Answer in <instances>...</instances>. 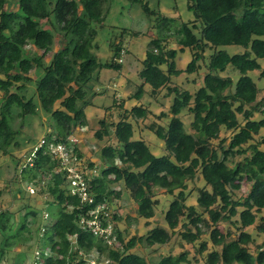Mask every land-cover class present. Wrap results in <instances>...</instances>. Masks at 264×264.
<instances>
[{"label": "trees", "instance_id": "16d2710c", "mask_svg": "<svg viewBox=\"0 0 264 264\" xmlns=\"http://www.w3.org/2000/svg\"><path fill=\"white\" fill-rule=\"evenodd\" d=\"M110 1L0 0V151L7 154L13 137L21 132L25 115H35L37 108L50 114L53 126L42 137L45 141L34 148L22 166L20 181L23 183L20 184L21 188L29 183L33 187L41 186L36 194L45 195V205L56 206L54 211H45L46 219L42 218L44 210L39 217L34 208L12 223L9 211L0 210V258L3 251L31 238L27 225V216L31 215L41 221L34 228L37 239L27 249L39 251L38 259L32 254L30 264L35 261L84 264L85 260L78 255L80 250L88 256L103 257L108 264H149L144 256L132 250L163 245L173 236L190 244L199 242L195 253L202 255L206 251L205 264H264V242L256 245L257 251L253 254L249 245L254 238L245 229L254 225L257 232L264 234V216L260 215L256 221L264 210V149L261 148L264 135H260L264 128V92L247 75L248 71L260 67L256 59L264 57V0H187V8L194 16L187 22L162 15L145 0H129L139 3L148 16L155 15V25L161 30L146 50L139 71L142 83L133 96L141 97L144 84L151 86L150 95H156L161 89L164 96L173 95L168 110L157 115V118H167V124L151 121L147 125L163 141L165 153L156 156L143 140L132 139L133 128L128 117L144 119L150 112L147 107L136 104L129 110L124 109L116 123L98 122L95 138L114 139L116 145L106 143L100 147V155L107 164L96 174L97 160L82 149L81 139L75 136L76 142L71 143L66 139L86 125L84 108L91 104L86 97L93 73L104 67L120 69L124 54L121 38L125 29L120 30L119 39L114 37L109 41L112 51L109 61L101 63L92 51L97 27L103 24ZM6 5H12V9L7 10ZM170 37L176 38L180 49L192 50V59L184 69L188 73L201 68L199 60L206 46L236 44L250 49L253 57L248 50L237 54L213 52L206 64L202 85L191 93L171 81L181 70L175 68L176 49L168 47ZM229 65L240 73L234 84L229 76L217 74ZM32 73L38 76L32 78ZM260 77H264V69ZM32 81L35 89L27 96L26 82ZM114 104L123 107V100L114 98ZM14 106L22 118L16 130L11 126ZM182 111L192 117L187 128L180 117ZM221 129L232 134L227 143L221 138L214 145L212 140L219 137ZM50 142H66L71 145L68 147L71 155L82 161L88 194L93 198L91 206L107 204L120 246L105 245L79 228V197L67 192L66 171L58 169V159L48 150ZM17 145L15 142L14 146ZM235 155L242 159L229 166L227 159ZM197 174L204 185L197 188L195 203L186 204L187 182ZM119 181H123L136 202L139 218L150 219L155 215V188L173 195L164 213L168 230L155 226L125 241L116 227L120 215L109 200L120 197V189L113 185ZM242 181L249 184V191L245 197L234 199L233 191ZM221 222L234 225L237 236L231 238L229 229L219 228ZM40 225L45 227L42 235H39ZM204 227L209 230L213 245L210 250L205 241L199 240ZM70 238H74V243ZM188 253L187 250L168 252L155 264H191ZM17 257L22 262L24 255L17 253ZM194 261H197L195 257Z\"/></svg>", "mask_w": 264, "mask_h": 264}, {"label": "rangeland", "instance_id": "374dc122", "mask_svg": "<svg viewBox=\"0 0 264 264\" xmlns=\"http://www.w3.org/2000/svg\"><path fill=\"white\" fill-rule=\"evenodd\" d=\"M151 9L160 12L162 15L167 17H179L181 21L187 22L193 20L194 16L191 11L187 8V0H145ZM4 8L7 10L12 9V5H6ZM155 15L148 16L145 14L139 3L130 2L129 0H111L109 5L108 13L103 21V24L97 27V37L94 41V48L92 49L98 61L105 63L110 60L112 51L109 49V41L114 37L119 36L121 29H125L126 33L122 39V48L124 54L120 64V69L112 67H104L98 72L93 73L91 81L88 83V96L91 104L85 106L84 112L86 115V125L83 128L74 131V136L80 138L83 142L82 149L87 153L93 155V159L97 160L98 168L97 173H100L103 166H106L100 155V147L106 143L116 145L114 139L107 140L103 138L98 140L94 136L95 130L99 127L98 122L105 120L106 122L116 123L120 119V114L124 109L129 110L136 104H141L147 107L150 112L144 119H132L128 117L127 121L132 124L133 128V140H143L149 150L156 156H161L165 152L163 150L164 143L159 139L147 125L151 121H155L158 124L166 125L167 118H157L162 111H167L173 95L164 96V90L161 89L156 95H150L151 86L144 84L142 93L139 99L135 98L133 94L137 91L139 85L142 83V79L139 76V71L142 69V60L145 57L146 50L149 47V43L153 38H156L161 34L159 27L155 25ZM47 25H45L46 27ZM173 30V28H171ZM116 39H119L116 38ZM169 48L176 49V56L174 58L175 68L181 70L178 75L171 77V81L174 85H178L183 89H187L191 93L198 89L202 85V78L205 74L206 64L208 63L209 56L217 51L223 50L228 54L243 53L246 50L250 52V57H253L250 49H246L240 45L230 44L218 47L206 46L203 51V58L199 60L201 68L197 72L188 73L184 71L187 63L192 59V50L189 48L180 49V46L176 43L175 37H170L167 41ZM56 47V46H55ZM49 55L45 57L48 60ZM257 62L260 67L247 72V75L252 79L257 88L264 92V77H260V72L264 69V57L257 58ZM163 69L165 65L161 66ZM220 76H229L233 84L237 81L240 73L237 69L232 66H227L224 71L217 72ZM38 74L32 73L31 77L36 78ZM34 83L26 82V94L27 96L32 95ZM233 88V87H232ZM122 99L123 107L113 104V99ZM36 99V97H35ZM37 101V99H36ZM35 104L38 103V101ZM37 105V104H36ZM57 106V105H56ZM110 107V108H109ZM13 119L11 126L13 130H16L21 123L20 118L16 112L17 107L12 108ZM180 117L184 123L185 128L188 127V123L191 120V114L186 111H182ZM53 126V119L50 114L44 112L42 109L37 108V113L34 115H25L23 117V126L21 132L13 137L10 146L7 148V154H3L0 151V210H8L10 223L17 222L27 211L36 208L38 216L41 212L47 210H55L56 206L53 204L45 205L44 196H38L37 191L41 186L33 187L30 183L25 184L22 187L20 183V171L22 166L26 164L30 154L34 148L37 147L40 139L51 130ZM112 129H110V132ZM231 131L221 129L219 137L216 140H212L214 145H217L221 138H225L226 143L229 140ZM260 135H264V128L260 131ZM256 136L255 139H258ZM17 142L18 145L14 146ZM264 149V146H261ZM96 152V155H95ZM218 152L221 155V151L218 148ZM242 159V156L235 155L233 158L227 159L229 166L233 165L234 162ZM17 179V180H16ZM19 182V183H18ZM25 183V182H24ZM115 188H119L121 195L118 199L110 198V203L113 209L120 215V220L116 222L117 229L121 232L123 239L126 241L132 236H138L145 234L149 229L160 226L168 230L167 224L164 220V213L168 208L169 203L173 200V195L164 193L161 189H154L153 199L156 200L155 204V215L150 219L139 218L137 216V204L133 200L129 190H127L123 184V181H119L113 184ZM204 181L199 174L193 179L187 182V188L185 193L186 204H194L197 196V188L202 187ZM67 192L70 190L66 186ZM249 191V184L242 181L241 186L233 191V198H243ZM26 205H28L26 207ZM200 210V209H199ZM44 212L42 215H44ZM264 216V210L257 215V222L259 216ZM137 216V217H136ZM40 217V216H39ZM204 217L208 219V216L204 214ZM36 219V220H35ZM35 219L31 215L27 216V225L31 231V238L25 240L22 244H16L12 248L3 251L0 264H30L33 254V249L30 251L28 247L33 244L35 239L34 228L38 225L41 220L38 217ZM149 222H146V221ZM184 219H181V222ZM41 227V226H40ZM218 227L221 229H229L231 231V238L236 237L238 230L234 225H228L226 223H219ZM180 228V223L178 225ZM246 231L250 232L254 238V242L249 245V250L256 254L257 244L264 242V234L257 232L254 225L245 227ZM204 234H202L199 240L206 242L207 249L213 248L208 236V229L203 228ZM40 231V230H39ZM29 235V236H30ZM198 240V241H199ZM199 242L194 244L186 243L180 240L178 236H173L167 243L163 245H154L147 249H133L138 255L144 256L149 264H155L159 260L161 255L166 253H179L183 250H187L188 257L191 264H205L204 256L206 251L202 255L195 253V248ZM33 247V245H32ZM36 247V246H34ZM33 247V248H34ZM264 249V246L262 247ZM17 253H22L24 258L22 262L17 257ZM197 261H194V257ZM103 258V257H102Z\"/></svg>", "mask_w": 264, "mask_h": 264}, {"label": "built area", "instance_id": "2783aa9c", "mask_svg": "<svg viewBox=\"0 0 264 264\" xmlns=\"http://www.w3.org/2000/svg\"><path fill=\"white\" fill-rule=\"evenodd\" d=\"M122 53V52H121ZM119 61H121L119 59ZM69 143L76 142V138L73 135H70L66 139ZM45 140L42 138L38 144L40 146ZM71 146V145H70ZM67 143H53L48 144L49 152L58 159L60 166L59 170L66 171V177L68 179V187L70 195H76L79 197L80 205L79 212L77 217V224L82 231L92 234L94 237H97L103 241L105 245L108 246H120V242L115 238L114 234V220L112 215L107 208L106 203H96L92 205L93 198L88 194L89 184L83 176V166L82 161L76 156H72L69 152L70 147ZM48 216L47 212H44L42 216L43 219H46ZM39 235H42V232L45 230L44 225H40ZM74 243V238H70ZM39 251L37 248L33 251V258L38 259ZM78 255L81 256L85 262L84 264H108V260L105 258L98 259L95 256L86 255L83 251H79ZM96 255V253H95ZM33 264H41L38 261L33 262Z\"/></svg>", "mask_w": 264, "mask_h": 264}]
</instances>
